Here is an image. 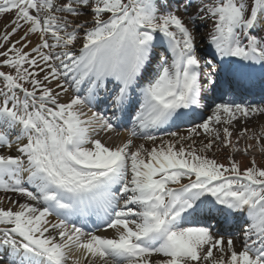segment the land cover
<instances>
[{
	"label": "snow or ice",
	"instance_id": "obj_1",
	"mask_svg": "<svg viewBox=\"0 0 264 264\" xmlns=\"http://www.w3.org/2000/svg\"><path fill=\"white\" fill-rule=\"evenodd\" d=\"M8 13L13 19L0 32V66L10 69L0 70V147L15 145L18 154L0 153V191L35 203L0 206V260L264 264V167L254 157L242 170L231 156L226 165L207 155L217 142L248 153L253 145L241 149L239 138L250 139L249 129L234 141L233 122L264 115V103H216L187 136L149 132L205 108L217 79L239 86L250 65L264 68V34H256L264 33V0H0V14ZM203 19L213 21L215 63L202 64L197 55L195 29ZM32 35L37 42L30 47ZM164 41L170 58L161 56L145 76L156 43ZM109 83L113 109L135 111L126 141L112 145L93 136L113 131L111 118L82 111ZM137 128L151 148L134 144ZM201 130L211 139L197 148L193 137ZM92 214L113 237L70 223ZM213 214L246 221L239 250L231 236L213 232Z\"/></svg>",
	"mask_w": 264,
	"mask_h": 264
},
{
	"label": "bare ground",
	"instance_id": "obj_2",
	"mask_svg": "<svg viewBox=\"0 0 264 264\" xmlns=\"http://www.w3.org/2000/svg\"><path fill=\"white\" fill-rule=\"evenodd\" d=\"M3 21H1V25H2V31L4 29V26L6 23L9 22V18L6 19V17L2 16L1 18ZM18 39V36L14 37V40ZM29 39L32 41V45L34 46L35 43L37 42V37L35 35H32L29 37ZM72 95V90H69V93L67 95H62L61 96V100L62 102H66L67 99ZM82 111L86 114V115H91V113L93 112L92 110L87 109L86 106L83 107ZM206 118V116H205ZM233 127H232V131H233V140L235 141L237 139V137L239 136V133L241 132L242 129L247 128L249 129L248 132V136L251 137L250 139H245L243 137L239 138V147L241 149H243L245 147L246 144H251L253 145L252 148L249 149L248 153H244L243 151L241 152H233L230 148L228 147H224V146H217L216 148H219V150L217 152L224 154L225 158H227L229 160V157L231 156L233 159L237 160L241 167H247L251 161V159L254 157L256 160L257 164H262L264 165V152H261L260 150V146L264 145L261 144L260 142H257L256 138H252V133L251 132H255L257 134V130H259L261 132V129L264 128V115H256V116H250L247 117V119L241 118L238 122L233 123ZM240 127V129L236 130V127ZM251 131V132H250ZM181 135L187 136L188 134V129L187 130H182L178 132ZM251 133V134H250ZM94 138H100L102 140V142H104L107 145H112V144H120L126 141L127 137L126 134L123 132H112V131H103L100 129H97L94 133H93ZM195 137V136H194ZM193 137V140L196 142L194 146L196 147H200L201 146V142H207L206 140H202L201 142L196 141V139ZM165 139H175L172 137H165ZM25 141H21L20 143H24ZM143 143L145 145L146 148H151L153 146V142L151 141H147V140H140L138 142H134L135 145H139ZM157 145L160 143L159 140H157L155 142ZM185 146L192 144V141H185ZM16 150V146L14 145L13 149L10 150L8 153L12 154V155H17L18 153L15 151ZM0 153H2V151L0 150ZM12 201H19L20 203H25V202H31L28 201L26 197L20 196L18 194H14V193H4L1 192L0 193V206L4 207V208H8V207H12L14 210L18 207L17 204L12 203ZM31 203H35V202H31ZM122 203V201H121ZM49 219L53 222H55V220L57 218H55L53 215L51 217H49ZM107 233V232H106ZM106 233H104L103 235L106 236ZM109 233L110 235L113 237L114 236V230L109 229ZM241 236V235H239ZM236 248L238 249V247L236 246ZM76 255H81V253H76ZM0 264H3L0 262ZM97 264H99V261H97Z\"/></svg>",
	"mask_w": 264,
	"mask_h": 264
},
{
	"label": "rangeland",
	"instance_id": "obj_3",
	"mask_svg": "<svg viewBox=\"0 0 264 264\" xmlns=\"http://www.w3.org/2000/svg\"><path fill=\"white\" fill-rule=\"evenodd\" d=\"M173 2H179V3H184L185 0H173ZM195 8H196V5L193 4L192 8L190 9L191 12H194L195 11ZM107 15V14H106ZM178 15H181L182 17L185 18V22L189 25V27H192V23L190 20L187 19V17H185V14L183 13V11L181 12H178ZM2 16L6 17V19L8 18H11L12 17V14L8 13V14H0V30H1V21H3L1 18ZM106 18V16H105ZM212 26H213V21L211 19H203V20H199L197 21V26H196V49H197V55L198 57L201 59V63L203 64V62L205 60H210V61H213V63L216 62V60H219L220 58L217 56L216 57V60H213V53L215 52V49L214 47L210 44L209 42V38H208V33L212 30ZM257 35H261V34H264V33H256ZM83 35V33H81V36ZM14 40V38L12 37L10 42H9V45L11 43V41ZM160 40V37H158V41ZM2 41H0L1 43ZM166 43V41H164ZM246 43V41H245ZM156 44H160L159 42H157ZM9 45H6L9 46ZM81 45H77V47H80ZM2 51V49L0 50ZM78 51V50H77ZM163 51L159 50L158 49V45H156L153 49V58L155 61H159L160 57L163 56ZM0 59H2V57H0ZM2 67V66H0ZM3 71H5L4 69H2ZM30 88V85H26ZM241 118H244V117H238L237 120H235L233 123L235 122H238ZM244 119H247V118H244ZM236 127V126H235ZM236 130L240 129V127H236L235 128ZM251 132V131H250ZM252 133V138H256L257 136L260 137L259 139V142L261 144L264 143V135H261V132L259 130H257V134L255 132H251ZM250 133V134H251ZM196 139V141H199L201 142L202 140H208V139H211V137H206L205 134H203L202 130H201V135L199 136H195L194 137ZM206 138V139H205ZM217 146L219 147V142H217ZM196 147V146H195ZM199 147V146H198ZM197 147V148H198ZM219 150V148H216L214 147V149L210 150L207 155L209 157H212V158H215L217 159L218 162H221V163H224V164H228L229 163V160L227 158H225L224 154H221L217 151ZM251 164H249L247 167H250ZM257 166L259 167H264V165L262 164H258ZM245 168V167H244Z\"/></svg>",
	"mask_w": 264,
	"mask_h": 264
}]
</instances>
